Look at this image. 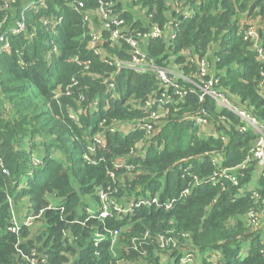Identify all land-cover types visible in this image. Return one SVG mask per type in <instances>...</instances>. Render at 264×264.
I'll list each match as a JSON object with an SVG mask.
<instances>
[{"label": "trees", "instance_id": "1", "mask_svg": "<svg viewBox=\"0 0 264 264\" xmlns=\"http://www.w3.org/2000/svg\"><path fill=\"white\" fill-rule=\"evenodd\" d=\"M28 1L0 0V34L9 45L0 53V264H31L19 252L28 256L33 249L45 264L117 258L178 264L186 252L196 255L195 264H264V165L257 169L251 156L253 129L241 131L236 114L194 92L165 105L150 133L121 128L147 116L141 104L163 92L155 74L116 72L104 61L131 54L127 42L107 32L91 44L97 0H85L94 15L87 21L69 0H44V7L25 11L22 32H11ZM108 1L155 64L198 79L195 57H207L214 88L264 122L258 86L264 62L243 37L244 27L256 25L264 49V0ZM250 18L256 21L247 23ZM166 23L176 25L172 40L138 36ZM173 76L181 88L190 86ZM201 114L208 132L194 122ZM95 135L103 141L89 152ZM223 167L236 185L224 176L211 180ZM102 192L107 206L140 198L158 203L125 214L111 204L100 218ZM20 205L27 214L40 212L35 230H9ZM249 212L261 222L257 229L245 219ZM98 233L105 236L95 244ZM158 235L177 247H162Z\"/></svg>", "mask_w": 264, "mask_h": 264}, {"label": "built area", "instance_id": "2", "mask_svg": "<svg viewBox=\"0 0 264 264\" xmlns=\"http://www.w3.org/2000/svg\"><path fill=\"white\" fill-rule=\"evenodd\" d=\"M71 7L76 10L77 12H81L83 16V20L87 21L90 16L96 15L99 20V26L93 24V29L90 31V42L93 45L101 36L102 32H107L109 37L113 40H123L128 43L130 49V58L129 59H121L118 57H114L111 60L104 58V61L108 64H111L114 67V70L118 72L121 69H130L137 72H146L150 71L155 74L158 86L162 87L164 90L160 93V95H153L145 99L143 104H141V108L148 113L147 116H142L135 124H120L121 128L125 130L132 129H143L146 132L150 133L153 130V126L156 122H158L159 118L165 112V105L173 104L175 101L178 102L180 99L186 96L188 92H194L198 95L199 100H202L205 96H209L215 100L216 104L221 108H226L227 110L236 114L240 122L236 125L241 131H245L248 128L253 129V131L257 134V138L255 139L252 149H251V156L256 161L257 169L262 168L264 165V122L259 121L254 115H252L246 107H241L238 102H236L233 98H230L227 94L219 91V89L214 88V82L216 81L213 79L212 76H208L210 70V61L207 57H201L196 59V76L198 79L191 78L190 75L182 74L177 72V77L185 80L190 86L188 88H181L174 79V76L169 72L170 68L167 66H160L155 64L150 58L146 56V53L142 50V46L139 43V40L133 38L131 33L133 30L129 28L126 24L125 19L119 14V12L115 11L114 3L108 0H97V9L93 13H89V10L86 9L85 0H69ZM45 2L44 0H29L21 9L20 11V18L19 20L15 21L14 25L10 27L11 32L13 33H20L24 29V22L23 17L26 10L32 8H39L44 7ZM83 21V22H84ZM87 23V22H84ZM252 25H247L243 28V37L245 40L250 41L252 47L254 48L257 58L259 61L264 62V49L260 43V37L258 34L257 29H251ZM138 36L141 39L149 38V37H156V38H167L168 40H172L176 36V25L173 23H166L164 27L159 26H152L148 29L145 33L140 34ZM9 47L8 45V38L5 34H0V53L7 50ZM190 78H189V77ZM259 80L258 86L261 89H264V67L259 72ZM108 87L112 89L114 87V83L112 81L108 82ZM169 89H172L171 92ZM81 112V108L78 110V113ZM204 112V111H203ZM115 121V120H114ZM194 122L197 126H199L200 130L210 131L211 128L208 125V120L206 117L201 115H196L194 117ZM104 122L100 123L102 126ZM115 126H118L117 121L113 122L110 126L111 130L114 131ZM210 134V133H208ZM103 139L98 135H95L93 138V142L88 147L89 152H92L95 148L96 144H101ZM250 158H247L249 161ZM39 160L34 159V163H38ZM244 165H241L243 168ZM3 172H6L3 169ZM224 176L230 179L233 184H237V178L232 173L231 169L228 168H219V170L213 173L211 176V180L214 177ZM196 181V180H195ZM216 181V180H213ZM188 192V189L182 191L181 196H185ZM101 200L104 202L103 207L99 211L98 215L100 218H104L109 215L110 208L109 205H113L114 203L110 202L109 205H105L106 194H100ZM158 202L156 198H140L138 200H129L125 202L123 206H118L117 204L113 205V209L118 214H125L130 211V209L134 206L139 205H148ZM171 203H167L166 207H170ZM40 216V212L38 214L29 213L25 214L20 218L14 216L13 223L9 227L11 232L16 233L19 229V225H25L31 227L33 222L38 219ZM245 219L247 220L248 224L252 226L254 229H257L261 222L256 216L255 213L249 212ZM111 236V243H114L118 234L117 230L110 231ZM105 235L102 233H98L95 244L98 243ZM158 243L162 246H169L171 249L176 248V241L174 240H163L162 236H157ZM22 257H25L24 254L19 252ZM36 250L33 249L31 254L26 256V259L31 264H45V258L40 256L39 258L36 257ZM196 255H193L190 252H186L182 255L179 259L178 264H195ZM167 259L163 260V263L166 262ZM111 264H142L139 262H128L127 260L117 258ZM165 264V263H164Z\"/></svg>", "mask_w": 264, "mask_h": 264}, {"label": "rangeland", "instance_id": "3", "mask_svg": "<svg viewBox=\"0 0 264 264\" xmlns=\"http://www.w3.org/2000/svg\"><path fill=\"white\" fill-rule=\"evenodd\" d=\"M254 21H256V18H250L249 20H247V23H251V22H254ZM250 28L253 29V30L257 29V28H256V25H253V26H251ZM169 72H171L172 75H175V74L177 75V71H176V70L170 69ZM188 77H189V76H188ZM189 78H190V77H189ZM20 207H21V205H20ZM262 214H263V216H264V212H262ZM15 216H16L17 218H19V216L16 215V213H15ZM263 225H264V224H263ZM32 226H34V227H33V230H35V227L37 226V221H36V220L33 222V225H32ZM26 256H27V255H25V257H23V258L26 259ZM26 260H27V259H26Z\"/></svg>", "mask_w": 264, "mask_h": 264}, {"label": "crops", "instance_id": "4", "mask_svg": "<svg viewBox=\"0 0 264 264\" xmlns=\"http://www.w3.org/2000/svg\"><path fill=\"white\" fill-rule=\"evenodd\" d=\"M14 211H15L16 215L19 216V218L22 217L23 215L27 214L26 212H24L23 209H21V207H20V211L19 212L16 210V208H14Z\"/></svg>", "mask_w": 264, "mask_h": 264}]
</instances>
